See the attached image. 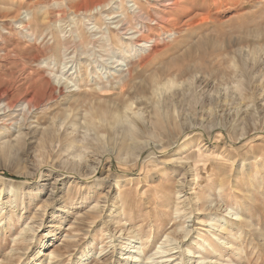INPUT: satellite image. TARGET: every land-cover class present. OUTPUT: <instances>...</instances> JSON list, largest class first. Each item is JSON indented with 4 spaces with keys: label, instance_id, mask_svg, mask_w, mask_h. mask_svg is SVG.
Masks as SVG:
<instances>
[{
    "label": "rangeland",
    "instance_id": "374dc122",
    "mask_svg": "<svg viewBox=\"0 0 264 264\" xmlns=\"http://www.w3.org/2000/svg\"><path fill=\"white\" fill-rule=\"evenodd\" d=\"M89 1L0 0V264H264V0Z\"/></svg>",
    "mask_w": 264,
    "mask_h": 264
},
{
    "label": "bare ground",
    "instance_id": "6f19581e",
    "mask_svg": "<svg viewBox=\"0 0 264 264\" xmlns=\"http://www.w3.org/2000/svg\"><path fill=\"white\" fill-rule=\"evenodd\" d=\"M170 1V0H169ZM177 3V2H176ZM95 4H97L96 3V0H90L89 1V3H88V6H93V7H95ZM167 5V4H166ZM174 5V4H173ZM163 7V6H162ZM167 7V6H166ZM165 7V8H166ZM182 7V6H181ZM96 8V7H95ZM173 8V7H172ZM171 9V8H170ZM181 9V8H180ZM212 9V8H211ZM161 10V9H160ZM180 11V10H179ZM183 11V10H182ZM189 11V10H188ZM153 14L154 13H152V16H153ZM137 15V14H136ZM194 15V14H193ZM203 16V15H202ZM157 17V16H156ZM155 17V18H156ZM158 18V17H157ZM176 18V17H175ZM189 18V17H188ZM162 19V18H161ZM160 20V19H159ZM163 20V19H162ZM166 20V19H165ZM172 20V19H171ZM193 20V19H192ZM159 22V21H158ZM167 24V23H166ZM178 25V24H177ZM21 26H23V25H21ZM20 26V27H21ZM170 26V25H169ZM173 26V25H172ZM24 28V27H23ZM131 28V27H130ZM134 29V28H133ZM23 30V29H22ZM131 30V29H130ZM165 30V29H164ZM135 31V30H134ZM25 33V32H24ZM135 35V34H134ZM126 36V35H125ZM130 36V35H129ZM128 36V37H129ZM126 38V37H125ZM127 39V38H126ZM140 39V38H139ZM139 43V42H138ZM149 43V42H148ZM141 44V43H140ZM147 43H145V44H141V46L142 47H144L145 45H146ZM136 45V44H135ZM122 71V70H121ZM58 83V82H57ZM101 89V88H100ZM27 104V103H26ZM25 104V106H27ZM1 106H2V104H1ZM15 106H18V107H20V106H22L21 105V103H18V105H15ZM15 106H6L5 105V108H7L8 110H11L13 107V109H15ZM152 106V105H151ZM156 106V105H155ZM4 107V106H3ZM17 108V107H16ZM26 108V107H25ZM3 109V108H2ZM21 109H24V107H22ZM157 110H158V107H157ZM20 111V110H19ZM8 112V111H7ZM109 113H111V112H109ZM156 113V112H155ZM157 113H158V111H157ZM156 113V114H157ZM161 113V112H160ZM3 114V113H2ZM18 114V113H17ZM104 114H106V113H104ZM116 114V113H115ZM154 114V113H153ZM111 115V114H110ZM105 116V115H104ZM112 116V115H111ZM115 115H113V117H114ZM131 116V115H130ZM154 116H155V114H154ZM158 116V115H157ZM157 116H155V118L157 117ZM118 117V116H117ZM105 118V117H104ZM108 118H111V117H108ZM119 118V117H118ZM158 118V117H157ZM111 119H113V118H111ZM159 119V118H158ZM162 119H164V118H162ZM166 119V118H165ZM3 120V119H2ZM113 120H115V119H113ZM117 120V119H116ZM111 121V120H110ZM160 121H163V120H161L160 119ZM15 122V121H14ZM112 122V121H111ZM110 122V123H111ZM116 122V121H115ZM122 122V121H121ZM134 122V121H133ZM114 123V122H113ZM158 123V122H157ZM162 123V122H161ZM156 124V123H155ZM14 125V124H13ZM157 125V124H156ZM157 126H160V125H157ZM200 131V130H199ZM167 132V131H166ZM193 132H196L195 130H192V129H187L185 132H180L181 134H179V135H177V137H176V139L174 140V142L171 144V145H169V147L167 148V149H161V148H156V149H154V154L156 155V154H161L162 155V153L163 152H168V151H173V150H175V149H177V148H179V146L181 145V143H182V141L183 140H185L187 137H189V135H191ZM251 136V135H250ZM173 139V138H172ZM186 141V140H185ZM153 154V155H154ZM188 170V169H187ZM75 179H79V180H81V177H74ZM13 182V181H12ZM10 192H12V193H16V191H13L12 189L10 190ZM125 205V204H124ZM224 212V211H223ZM18 218H21V216L20 215H18L17 216ZM234 219V218H233ZM236 219H237V217H236ZM239 219V218H238ZM93 223V222H92ZM207 223V222H206ZM210 225V224H209ZM212 226V225H211ZM214 228V227H213ZM219 229V228H218ZM220 230H222V228L220 229ZM26 230H22L21 232H20V236H18L19 237V239H24V234L26 233L25 232ZM120 231V230H119ZM214 231V230H213ZM121 232V231H120ZM221 232V231H220ZM188 233V232H187ZM133 234V233H132ZM119 235V234H118ZM28 237V236H27ZM118 237V236H117ZM136 237V236H135ZM171 240V239H170ZM170 240L168 241L169 243L168 244H170ZM215 240V239H214ZM172 241H174V240H171V242ZM178 242V241H177ZM122 243V242H121ZM179 243V242H178ZM182 243V242H181ZM175 244V243H174ZM168 246V245H167ZM211 246V245H210ZM176 248V247H175ZM175 248H173V249H175ZM178 248V247H177ZM168 249V248H167ZM172 249V250H173ZM165 251V250H164ZM169 251V250H168ZM40 252V249H38L37 250V252L36 253H34L33 255L34 256H36L35 254H38ZM12 253V252H11ZM140 253H142V251L140 252ZM158 253H160V254H163L162 252H158ZM144 254V256H145V252L143 253ZM166 254V253H165ZM33 255H30V256H28L27 257V259H30V258H32L31 256H33ZM139 255H141V254H139ZM139 255H137V256H139ZM153 256V255H152ZM155 256V255H154ZM163 256V255H162ZM161 256V257H162ZM166 256V255H165ZM164 256V257H165ZM9 257V256H8ZM11 257V256H10ZM171 257V256H170ZM160 258V257H159ZM198 258V257H197ZM46 259H47V261H49L50 263H51V260H53V259H55V256H54V254L52 253L51 255H48L47 257H46ZM124 259V258H123ZM128 259H130V258H125L124 260H125V262H127L128 261ZM152 259V258H151ZM150 259V260H151ZM203 259V258H202ZM32 260V259H31ZM147 260H149V258L147 259ZM150 260H149V262H150ZM172 260V259H171ZM133 261V260H132ZM167 261H170V260H164V261H162V262H159V264H162V263H167ZM201 262H202V260H200ZM48 262V263H49ZM140 262V261H139ZM144 262V261H143ZM153 262V261H152ZM157 262V261H156ZM156 262H153V263H156ZM158 263V262H157ZM1 264H3V262L1 263ZM33 264H38V261H36V262H34ZM152 264V263H151ZM189 264V263H188ZM190 264H192V263H190ZM196 264H206V263H196Z\"/></svg>",
    "mask_w": 264,
    "mask_h": 264
}]
</instances>
